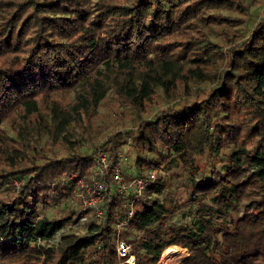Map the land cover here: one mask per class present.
Here are the masks:
<instances>
[{
	"label": "trees",
	"instance_id": "obj_1",
	"mask_svg": "<svg viewBox=\"0 0 264 264\" xmlns=\"http://www.w3.org/2000/svg\"><path fill=\"white\" fill-rule=\"evenodd\" d=\"M263 7L0 0V262L119 264L115 227L125 220L134 264H159L171 247L188 252L178 264H264ZM211 26L238 36H210ZM110 98L118 108L100 126ZM126 144L125 180L173 162L187 173L178 208L194 206L192 221L176 222L158 198L135 202L128 218L131 196L106 181L102 219L41 246L75 223L71 176L88 178L99 148L116 162ZM164 186L157 176L154 192Z\"/></svg>",
	"mask_w": 264,
	"mask_h": 264
},
{
	"label": "built area",
	"instance_id": "obj_2",
	"mask_svg": "<svg viewBox=\"0 0 264 264\" xmlns=\"http://www.w3.org/2000/svg\"><path fill=\"white\" fill-rule=\"evenodd\" d=\"M126 151L118 154V159L113 163L109 154L99 148L93 155V166L90 168V176L77 177L72 175L71 179L75 180L71 190V195L76 204V213L74 216L75 223L71 226H78L89 223L91 220H101L103 217V205L105 201L106 186L105 182L110 183L114 194L117 197L125 198L130 195L128 218L132 216L133 204L137 201L152 202L159 199L153 186L156 184L158 174H161V167L149 170L145 175H132L124 179L123 171L128 162L129 147ZM78 206V207H77ZM126 221L121 220L115 227L117 240L115 250L119 259V264H134V256L130 244L120 238L121 231L125 228ZM64 227L58 231L51 241H55V246L60 240L61 234L68 231Z\"/></svg>",
	"mask_w": 264,
	"mask_h": 264
},
{
	"label": "rangeland",
	"instance_id": "obj_3",
	"mask_svg": "<svg viewBox=\"0 0 264 264\" xmlns=\"http://www.w3.org/2000/svg\"><path fill=\"white\" fill-rule=\"evenodd\" d=\"M264 15V7L260 10L259 16ZM232 18H243L240 15H232ZM223 31H226L229 33L231 37H236L238 36V32H236L234 29L229 28V27H222V26H211V27H206L205 32L210 35V36H216L217 34L223 33ZM104 104L100 105L98 108V115H97V124L100 126H105L108 124L110 121L113 120L112 116V111L110 109H116L117 107V101L116 99H104ZM177 103L176 101H173L172 103L168 104L167 106L161 104L159 107L160 108H168V106H174ZM124 114H127L126 111H124ZM138 126L137 121H127L125 127L127 129H136ZM108 135V134H107ZM105 139V138H104ZM103 139V140H104ZM44 143V141H42ZM102 144V142H101ZM126 146L129 147V145H124L122 148V152H125ZM132 155L130 154V147H129V154H128V162L125 165L124 169L127 170V172H130L132 170ZM161 174H158V176L162 177L165 186L162 189L159 198L163 203L166 205H170L171 208L176 209V214L174 217V220L178 223H190L194 215L195 207L194 206H182V208H178L180 204L185 203L188 200V195H187V184H188V175L187 173L183 172V169L181 168L178 163L173 162L171 165H164L161 166ZM15 187H18L17 182L14 184ZM71 204L74 206V211L76 210V204L74 200L70 201ZM78 207V206H77ZM76 212H74L73 216L75 215ZM45 215L47 217H51L53 215L52 211H46ZM240 216V213L237 214ZM72 223H67L65 227H68V231L70 230H80L82 229V224L78 226H71ZM84 225V224H83ZM66 231V232H68ZM65 232V233H66ZM41 246L43 247H55V241H49L48 243H40ZM172 249H175L176 253H167L166 250L163 252L161 255V259L159 261V264H178L181 260H183L187 255L188 252L184 249L178 248V247H171ZM169 248V249H171ZM0 264H17V263H5V262H0Z\"/></svg>",
	"mask_w": 264,
	"mask_h": 264
},
{
	"label": "bare ground",
	"instance_id": "obj_4",
	"mask_svg": "<svg viewBox=\"0 0 264 264\" xmlns=\"http://www.w3.org/2000/svg\"><path fill=\"white\" fill-rule=\"evenodd\" d=\"M166 252L167 253H176L175 249H172V248L171 249H167Z\"/></svg>",
	"mask_w": 264,
	"mask_h": 264
}]
</instances>
